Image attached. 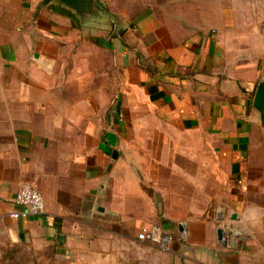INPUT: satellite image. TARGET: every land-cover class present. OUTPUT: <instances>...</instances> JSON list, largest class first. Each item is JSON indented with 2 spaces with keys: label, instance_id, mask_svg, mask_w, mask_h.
I'll return each instance as SVG.
<instances>
[{
  "label": "crops",
  "instance_id": "crops-1",
  "mask_svg": "<svg viewBox=\"0 0 264 264\" xmlns=\"http://www.w3.org/2000/svg\"><path fill=\"white\" fill-rule=\"evenodd\" d=\"M119 1L0 0V236L54 264H264V71L232 0ZM23 183L44 213L12 216Z\"/></svg>",
  "mask_w": 264,
  "mask_h": 264
},
{
  "label": "rangeland",
  "instance_id": "rangeland-1",
  "mask_svg": "<svg viewBox=\"0 0 264 264\" xmlns=\"http://www.w3.org/2000/svg\"><path fill=\"white\" fill-rule=\"evenodd\" d=\"M123 2V3H121ZM131 10L140 9L139 0H132ZM233 2V35L239 45L245 48L250 55L257 58L264 71V0H232ZM113 10H127V0H120L119 7ZM135 17L136 14H123L118 12L116 16ZM122 19V18H121ZM157 243V242H156ZM161 246L160 243L157 246ZM161 250L160 247L157 248ZM161 255L158 254L152 264H160ZM0 264H54L48 253H39L30 243L15 242L11 238L0 236Z\"/></svg>",
  "mask_w": 264,
  "mask_h": 264
},
{
  "label": "built area",
  "instance_id": "built-area-1",
  "mask_svg": "<svg viewBox=\"0 0 264 264\" xmlns=\"http://www.w3.org/2000/svg\"><path fill=\"white\" fill-rule=\"evenodd\" d=\"M15 203L19 210L12 213L15 218H23L32 215H40L45 211V197L43 192L30 183H23L15 197ZM140 240H151L160 243L166 249L170 247V238L163 235L160 227L143 229L139 234Z\"/></svg>",
  "mask_w": 264,
  "mask_h": 264
},
{
  "label": "water",
  "instance_id": "water-1",
  "mask_svg": "<svg viewBox=\"0 0 264 264\" xmlns=\"http://www.w3.org/2000/svg\"><path fill=\"white\" fill-rule=\"evenodd\" d=\"M53 0H44V4H47ZM63 3H66L68 5H71L73 7H79L80 1L81 0H59ZM254 105L257 108V110L260 112L261 119L264 123V77L262 80L259 82L257 86V90L255 93V98H254ZM219 238L223 237V232L219 231L218 232Z\"/></svg>",
  "mask_w": 264,
  "mask_h": 264
}]
</instances>
